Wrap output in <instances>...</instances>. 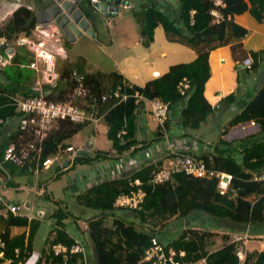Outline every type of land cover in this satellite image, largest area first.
I'll list each match as a JSON object with an SVG mask.
<instances>
[{
  "label": "trees",
  "instance_id": "1",
  "mask_svg": "<svg viewBox=\"0 0 264 264\" xmlns=\"http://www.w3.org/2000/svg\"><path fill=\"white\" fill-rule=\"evenodd\" d=\"M225 2L224 12L226 14L237 15L249 11L252 16L261 21L264 0H225ZM210 6V0H180L175 19H171L170 15L149 6L142 16L144 19L141 31V36H144L142 43L148 45L152 39L151 31L158 24L166 32H175L174 24L177 19L184 25V29L191 40L201 36H212L220 41L227 40L226 37L228 39H240L247 33L245 28L232 20L217 26L211 25L208 15ZM191 9L196 11L192 24L189 20ZM134 15L137 17V13H134ZM37 24L38 20L33 10L27 7H19L12 13L9 20L0 27L1 59L3 54L7 55L8 50L14 52L9 60L10 62L0 66L2 78V81H0V117L24 118V115L15 112L10 98H13V96L29 97L35 95L33 82L37 79L36 72L29 66L30 62L34 60V54L27 52L29 49L25 48L26 44L23 41L35 37L34 32ZM228 25H230L229 30H227ZM224 36L226 37L224 38ZM20 40H23L21 41L23 43L19 42ZM16 44L17 47H15ZM6 58H3V60ZM58 58L67 59V54ZM208 60L207 53L200 54L190 62L170 66L166 73L146 82L141 87L132 85L131 88L129 87L130 84L118 72H111L108 76H105L99 71L85 73L77 68L72 69L85 76L84 83L91 88L92 93L95 95L117 86H121L122 92L133 95L120 102L116 99H109L107 102L101 103L99 112L100 117H102L101 122H104L107 127L106 136L111 142L116 155L120 156L124 151L137 146L140 141L135 136L137 132L135 113L141 109L143 101L135 102V91H138L147 99L160 98L173 104H181L176 119L186 134L192 133L202 122L206 121L207 115L211 111V106L203 95L205 83L210 77ZM5 67H13L15 73L10 74ZM72 69L63 67L59 73V79L66 81L63 88L56 86L51 89L49 85L44 84L45 91L49 92L51 90L49 92L51 98L62 99L67 90L74 88V80L70 77ZM183 77L188 78L191 82L187 97L180 96L176 88L177 83ZM19 93L20 95H18ZM225 99L232 100V94L226 96ZM248 120L258 121L260 131L264 133V85L251 97L246 107L235 115L231 123L237 125ZM83 125L86 124L62 123L58 129L56 128L51 132L47 146L40 154L39 171L44 167L41 162L45 158L53 157L58 152L57 145L61 144V147L66 148L63 143L64 140L77 134ZM17 129L15 135H12L0 145V163L3 167L4 165L6 167L11 165L3 161V154L7 145L16 141V138L17 141L28 139L26 134L23 135L20 131V124ZM123 130L125 131L122 132ZM168 131L169 123L167 122L163 128L157 127L153 132V139L163 137ZM20 134L23 135L24 140L19 137ZM143 143L142 146L136 149L144 150L151 143V140ZM232 153L233 151L229 149L228 143L219 139L218 144L212 151L202 155L206 160L211 159V165L214 168L232 174V187L235 196L232 192H229L228 195H221L216 188L215 180L192 178L180 173L172 176V180L168 182L152 184L149 182V178L151 171L155 168L148 164L137 171H131L127 174L128 176L112 179L99 178L84 191H79L73 195L75 204L96 211V214L92 217L85 219L86 233L96 263L138 264L143 257L144 250L151 245V238L157 237L163 230L159 228L160 231H157L151 228L150 231L146 232L142 228H140L141 230L137 229V224L134 222H128L121 215H117L119 209L113 206L114 199L119 194L126 193L129 190L128 182L134 178H139L142 181V188L146 195L139 210H128V212H131L133 217L137 218L141 227L147 224L149 220L165 222L170 218L172 219V217L185 220L192 214H205L209 218L218 221L221 226L223 225L222 227L234 230V233L239 234H248L252 228L264 227V181L256 182L252 180L253 174L264 173V139L262 141H252L243 146L240 150V161ZM113 156L115 154L109 155L108 152L100 150L96 151L93 156L76 155L73 157L71 165H69L70 161L68 160V165L63 167L67 169L68 166L75 167L76 164L91 166L96 161L106 160ZM35 166L32 168H35ZM24 167L17 168L26 170L27 168ZM59 175L60 172L55 177L58 178ZM51 202L56 207L50 214L49 238L46 237L42 243L43 246L40 249L42 258L39 264L40 262L45 264H78L82 260V254L70 255L64 258L62 255H55L51 245L54 243L67 245L74 243L76 240L70 231V227L76 226L81 216L73 214L67 205L62 204V201L54 200ZM107 219H111L110 225H108ZM0 222L3 225L0 235L6 243V256H13V249L18 247L20 254L17 259L24 261L34 251V243L38 234L41 233L40 229L43 222L37 218L28 219L26 216L13 215L10 212H7L5 218L0 217ZM12 227L28 230L27 232L23 230L11 236L10 229ZM208 235H210L209 232L190 229L188 224L185 228L180 227L179 233L170 240L168 245L176 250H185L184 260H197L200 257H206L208 264H264V250L247 253L244 259L240 261L237 254L238 250L241 251L239 242L229 241L216 250H206V237Z\"/></svg>",
  "mask_w": 264,
  "mask_h": 264
},
{
  "label": "crops",
  "instance_id": "2",
  "mask_svg": "<svg viewBox=\"0 0 264 264\" xmlns=\"http://www.w3.org/2000/svg\"><path fill=\"white\" fill-rule=\"evenodd\" d=\"M34 1L36 0H0V27H2L9 20L12 13L19 7H27L28 9L33 10L37 17V13L45 9H40V5L37 6ZM124 1H126L130 7L134 6L135 4H139L140 7H143L144 11L148 9L149 6L157 7V9L170 15L171 19H175L177 17L176 11L180 4V0ZM175 1L179 3L176 5V8L175 5H172V3H176ZM55 5L59 6L57 1L55 2ZM50 20L54 19L52 18ZM118 20L119 19L116 21ZM232 21L247 30V33L242 38L228 39V37L224 36V38L226 37L227 40L220 41L216 38H213L212 36H201L200 38L191 40L190 37H188L187 31L184 29V25L181 23V21H179V19H177L174 25V28L176 29L175 32H166L163 27L158 24L152 29V39L148 46L142 45L141 47L140 45L144 36H141V33L139 34L138 32L133 35L130 32L132 22L128 20L126 21L127 25L125 28H128V25L130 24L129 33L125 31L126 29H124V31H122L123 34H120L119 36L122 37L124 41H128L127 43H129L126 53L128 54L127 58H131L128 60V62L133 64L131 66L133 67V70L131 71L130 69H121V71L118 73H120L124 80L131 86L135 85L141 87L146 82L166 73L169 67L172 65L187 63L194 60L200 54H208L210 77L205 83L203 95L206 101L210 104L211 111L207 115L206 121L202 122L198 126V128L203 127V131L199 134L195 133L194 131H192L190 134H186L176 119L179 115L181 104H175L170 109L167 119V122L170 124L168 133L163 137H157V139H153V132L158 126L152 120L150 109H148L147 113L146 105L143 104L141 109L135 113V122L137 124V132L135 136L140 140L137 146L131 147L129 150L124 151L120 156L116 155L115 151L112 149V152H110L111 154H115V156L106 160H102L103 162H107L104 166L96 167L88 165L90 168L78 171L77 174L74 177L68 179L64 185L62 182L55 185V182L49 183L48 181H38L35 186H31L29 188L30 190H35V193H33L39 197L41 204L35 202L29 205L27 203L30 209L26 211V213H28V215L31 217H26L28 219L37 218L43 222L42 228L40 229L41 233L42 230L47 232L50 230V214L54 206L53 202L51 201H62V204L67 205L71 212L72 210L69 206L73 207V205L75 208L81 210V206L75 204V198L73 195L76 193H74V191L77 188H79L80 191H84L99 178L112 179L114 177L128 176L126 174L128 169L129 171L130 169H132L131 171H137L141 169L142 166H146V164L152 166V168H155L161 164L162 161L172 152L189 153L195 156H198L197 154L199 153L201 156H203V153L208 151L210 152L214 149V147L218 144L219 139H222L224 142L228 143L229 149L232 151L241 150L247 142L250 143L256 140L262 141L264 139V133L261 131L256 133L239 131L237 129V125H232L231 123V120L235 117V115L239 114L240 111L246 107L247 102L251 99V97L259 90V88L262 87V85H264V23L252 16L249 11H246L242 14L233 15ZM106 25L110 28L113 27L111 22L106 23ZM160 27L164 33V42L174 45L176 48L168 49L161 47L156 49L154 47V44L156 43L155 33H162L161 31L157 30ZM95 29L99 35L97 27H95ZM227 30L229 29L227 28ZM118 31L119 28L116 25L114 29V38L118 35ZM83 37L85 36L83 35ZM114 38H110L111 43L118 42L117 39ZM248 55H253L254 58V65L251 70H246L245 67L241 66V63ZM221 58H223V60H220ZM57 65L59 69L62 67L75 68L72 66L68 55L67 59L58 58ZM0 81H2L1 75ZM231 94L233 99L226 100L225 97ZM211 116L212 119H216L215 125L218 127V133H216L218 137H216V139L215 133L212 132V125L209 122L211 120ZM19 124L20 119L9 117L4 124L0 125V145L3 141L8 140L9 137L17 133V127ZM212 134L216 140L215 143L214 141H210L212 140ZM15 140H17V138ZM141 140H144L145 142L151 140V143L144 150H137V147H140L144 144V141L141 142ZM63 143L66 146H74L71 143H65V141ZM136 162L139 163L136 165ZM71 168L73 167L68 166L67 169L64 168L61 172H66ZM19 171H32L34 173L41 172V170L39 171L35 168H27L26 170L19 169ZM0 172V188H3V190L0 192V217L5 218L8 212L7 204L15 203L8 201V188L5 187L6 185L10 184L9 175L12 176V171L8 168V166L6 167L4 165L3 170H0ZM54 178L58 179L56 177ZM44 189L45 191L41 195H38V192H41ZM46 195L48 199L46 198ZM117 215H121L123 218H126L127 216H133L131 212H128V210L119 212ZM79 218L80 219H78L76 223L77 225L75 227H70V231L75 239H80L82 242H84V240L79 237V232L77 231L81 230L79 225L80 222H84L83 230H86V220L82 217ZM186 223L183 222V228H185L184 226H186ZM78 226L79 230L76 229ZM191 228L197 229L199 231V227L197 226ZM156 229L157 231H160L158 227H156ZM2 230L3 225L0 222V232ZM23 230L27 232L28 229L12 227L10 229V235L13 236L22 232ZM175 230V226L170 230L164 228L157 238L162 241L167 240V238L171 240L172 238H169L168 231L172 234L175 232ZM248 234V239L239 242L240 249L244 255L250 252L263 251L264 227L252 228ZM85 246L87 245L85 244ZM33 250L36 252V250L39 249L34 247ZM37 253L39 254L42 252L39 250ZM87 253L88 249L85 252L86 260H88Z\"/></svg>",
  "mask_w": 264,
  "mask_h": 264
},
{
  "label": "built area",
  "instance_id": "3",
  "mask_svg": "<svg viewBox=\"0 0 264 264\" xmlns=\"http://www.w3.org/2000/svg\"><path fill=\"white\" fill-rule=\"evenodd\" d=\"M64 2L65 0L58 1L60 11L55 16L59 17L60 21L66 19L67 22V18H71V14L68 12L70 10L69 7L66 8L62 6ZM69 2H71L74 7L79 5V0H70ZM122 3L124 9L130 7L128 3ZM210 3L211 6L208 10V15L210 17L211 25L217 26L233 20V15L224 12V8L226 7L225 0H210ZM116 12L117 11H112L111 15L116 14ZM195 13L196 11L193 9L189 11L190 24L194 21L193 17ZM80 21H82L81 17L79 18V22ZM261 22L264 23V9L261 10ZM69 23L71 24L72 22L70 21ZM108 23H110V21ZM41 24L38 23L35 28V37L23 42L34 52V60L30 62V68L38 72L40 71L39 64L42 62L47 71L46 73L44 72L42 77H38L35 80V95L29 97L13 96V98H10L15 112L25 116L20 119V131L23 135L26 134L28 139L26 141L16 140L8 144L3 154L4 162L16 167L26 166L24 168L29 169L36 165L35 169L37 170H39L38 161L40 160V154L47 146V141L50 138L51 132L56 128L58 129L62 123L89 125L101 122L102 117L99 115L101 103L107 102L109 99H116L120 102L126 100L129 96H133L126 92H122L121 86L110 88L109 90H105L106 92L103 91L99 95H95L92 93L91 88L84 83L85 76L78 73V71L73 70L70 77L74 80V88L67 90L62 99L51 98L49 96L51 90L49 92L45 91L43 86L44 84H47L51 89L57 86L55 80L59 77V74L56 69V60L58 57H64L66 51L63 47L58 45H55L54 49L51 51H47L44 48L45 41L42 39L43 36L46 37V42L55 41L62 38L63 33L62 27H60L54 20H49L48 23ZM65 24L63 27L67 26ZM77 32H79L78 29ZM84 33L85 32L82 31L79 36H75V39L83 37ZM7 52H11V50H8ZM220 60H223V58ZM8 62L9 61H5V64ZM253 63V56L248 55L241 63V66L245 67L246 70H251ZM2 64L4 65V62L0 57V65ZM129 87L131 88V85H129ZM190 88L191 82L186 77H183L177 84V90L181 96H185ZM134 97L139 99L141 95L138 91H135ZM149 102L151 105L152 119L158 125L163 127L168 113L170 112V103L160 99H152ZM8 118L9 117H0V125L4 124ZM237 129L243 132L256 133L260 131V124L256 120H249L248 122L237 124ZM124 131L125 130L122 132ZM23 135L20 134L19 137L23 139ZM62 148L61 144L57 145L58 151ZM65 149L68 153L74 152V156L78 155V152H75L74 146L69 145L66 146ZM82 150L85 149L82 148ZM197 155L198 156L183 152H172L162 161L161 164L151 171L149 182L152 184L165 183L172 180V176L180 173L192 178L215 180L216 188L221 195H228L229 192H232L233 196H235L236 194L232 187V174L214 168L211 165L210 158V160H206L201 154L198 153ZM232 155L238 159V161L241 160L240 150L233 151ZM54 161L55 159L51 157L45 158L41 163L44 167H48ZM69 165H71V162ZM0 169L3 170L2 163H0ZM252 180L256 182L264 181V173L259 175L253 174ZM128 185L129 190L126 193L119 194L115 197L113 206L116 209L137 211L144 202L146 195L142 188V181L139 178H134L129 180ZM44 191L45 189L41 192L39 191L38 195H41ZM33 192L35 193V190ZM29 209V206L25 203L15 202L7 204L8 212L13 215L27 216L30 218L31 216L26 213ZM246 239H248L247 233H234L232 240L233 242H241ZM75 240L76 241L70 245L54 243L51 245V249L55 255H62L64 258L70 255L82 254V260L78 264H87L85 258L86 246H84L80 239ZM169 242L170 239L168 238L167 240L162 241L157 237H152L151 245L144 250L143 257L138 264H208L206 257H200L197 260L192 261H185L184 258L186 256V251L182 249H174L168 245ZM5 251L6 243L0 235V264H37L42 258L40 253L36 254L33 251V253L23 261L17 259L20 254L18 247L13 249V256L11 257H7ZM237 254L240 261H242L245 256L244 253L238 250Z\"/></svg>",
  "mask_w": 264,
  "mask_h": 264
},
{
  "label": "rangeland",
  "instance_id": "4",
  "mask_svg": "<svg viewBox=\"0 0 264 264\" xmlns=\"http://www.w3.org/2000/svg\"><path fill=\"white\" fill-rule=\"evenodd\" d=\"M80 1L81 3L78 5V7L81 10V12L84 14V16L87 18V20L92 24L94 28V32H95V38L93 39L88 36H85L83 38H80L77 41H69L66 37L63 36L59 40L46 42L45 40L46 37L43 36L42 39L45 41L44 48L47 51H51L52 49H54L55 45L61 46L63 47V49L65 48L72 66H74L77 69L82 70L85 73H94V72L99 71V72H102L105 76H108L111 72H119L121 71V69H124V70L130 69L132 71L133 67L131 66L133 64L131 62H128V60H130L131 58H127L128 54L126 53V49L128 48L129 43H127L128 41L127 42L124 41V39L120 37L119 35L123 34L122 31H124V29H126L125 31L129 33L130 24L128 25V28H125L127 25V22H126L127 20L132 22L130 32L133 35H135L136 32H138L139 34L141 33L142 26H143L142 16L144 14L143 7H140L139 4H135L134 6H131L129 9H123L122 3H119L118 13L110 16V21L113 25V27L110 28L106 25V23L108 22L103 12L95 10L91 2H89L88 0H80ZM34 2L37 6L40 5L39 6L40 9L41 8L46 9V8L55 6L56 1L55 0H36ZM179 3L178 2L172 3V5H175V8H176V5ZM134 13H137V17L134 15ZM117 19L119 20L116 21ZM116 25L118 26L119 31H118V35L114 38V29ZM95 27H97L99 35ZM228 27H229L228 29H230V25H228ZM157 30L161 31L162 33H157V32L155 33L156 43L154 44V47L156 49L161 48V47L168 48V49L176 48V46L167 44L164 42L165 41L163 37L164 33L161 27L158 28ZM151 36H152V31H151ZM110 38L117 39L118 42L111 43ZM20 41H23V40H20ZM142 45L148 46V45H144L143 43H141L140 47ZM15 47H17V44L15 45ZM25 48L29 49V46L26 45ZM27 52L32 55L34 54V52L30 49ZM13 53L14 52L11 51V52H8L7 55L3 54L4 57L2 56V59L7 57L6 58L7 60H3L4 64H5V61H9ZM1 66H3V64ZM39 66H40V71L38 72L35 71L36 78L42 77L44 72L46 73L47 71L42 62H40ZM62 68L59 69L57 65V60H56V69H57L58 74L61 72ZM5 69L10 74L15 73L13 67H5ZM55 82H57V86L60 88H63L66 84V81L63 79H59V77L55 80ZM33 83L35 85V82ZM18 95H20V93ZM151 100L152 99H147V98H144L143 96L139 98V101H143V104L146 105L147 113H148V109H150L149 101ZM215 120L216 119H212V116H211V120L209 122L212 125L211 127L213 130L212 132L215 133V139H216V137H218V135L216 134L218 133L217 132L218 127L215 125V122H216ZM202 128L195 129L194 132L197 134L202 133L203 131ZM106 130H107V127L104 124V122H97L94 124L83 125L82 129L77 134L73 136H69L64 141L65 143L73 144L75 148V152H80L82 148H84L85 150L89 151L88 155L90 156H93V154L99 150L106 151L110 155L113 147H112L111 142L108 140L106 136ZM211 139L212 140L210 141L211 142L214 141L215 143L216 140L214 139L213 134L211 136ZM74 154H75L74 152L68 153L65 147H63L52 157L53 159H55V161L51 163L48 167H43L41 169V172H35V173L32 171L20 172L19 168L13 167L11 165H10L11 167L8 166V168L12 171V176L9 175L10 184L5 186L8 188V191H7L8 201L9 202H20V203H25V204L28 203L29 205L35 202L41 204V200L39 199V197L33 193L34 190L29 189L31 186H35L38 181L39 182L48 181L49 183L55 182V185L62 182L64 185L66 184L67 180L70 179L71 177H74L78 171H82L84 169L90 168L88 165L76 164L75 167L71 168L70 170L66 172L64 171L61 172L64 168L63 163L65 161L69 160L73 162L72 158ZM137 155H141V154H137ZM80 156H83V155H80ZM99 161H96L95 164L91 166H96V167L104 166L107 163L101 160ZM138 163L139 162H136L135 164L137 165ZM131 170L132 169H130V171ZM130 171L128 169L126 174H129ZM58 172H60V175L58 179H55L54 177L56 176ZM2 190L3 188H0V192ZM79 191L80 189L77 188L74 191V193H78ZM55 207L56 205L53 206V209ZM69 207H71L70 209L72 210L73 214L80 215L84 219L90 218L91 216L96 214V211L87 209L82 206H81L82 208L81 210H79L78 208H75L74 205L73 207L72 206H69ZM122 211L123 210L119 209L117 210V213L122 212ZM124 219L128 222H131V221L134 222L135 224H137L136 226L137 229L142 228L146 232L150 231L149 230L150 228L157 230L156 227H158L161 229L167 228L168 230H170L175 226L176 230L174 233L171 234L168 231L169 238L175 237L179 233L178 230L182 226L183 222L186 221L187 223H189V227L197 226L200 228V232L203 231V232L210 233V235L206 237L207 239L206 250L208 251L216 250L222 245H224L225 243L229 241H233L232 240L233 234L235 232L234 230H230L228 228L222 227L223 225L221 226V224H219L218 221H216L215 219L209 218L205 214H198V215L192 214L190 215L189 218L185 220L178 219V217H172V219L170 218L168 221H165V222L161 220H149L147 224H145L142 227L140 226V223L138 224L137 218L133 216H127ZM107 222H109L108 225H110L111 219H107ZM79 225H80L81 230L77 232H79V237L84 240V242L82 241L81 242L84 244V246L86 244L87 245L86 249H88L87 263L97 264L95 261L94 253L91 248V244L88 239L86 230L85 231L83 230L84 222H80ZM226 226H230V225H226ZM78 230H79V226H78ZM48 235L49 233L47 231L42 230V233H40V235L38 234V237H36V240L34 243L35 248L40 250L41 247L43 246L42 243L44 239L46 237L49 238ZM39 250H36L35 253L38 254L37 252H39ZM185 261H192V260H185ZM37 264H39V262ZM40 264H45V263L40 262Z\"/></svg>",
  "mask_w": 264,
  "mask_h": 264
},
{
  "label": "water",
  "instance_id": "5",
  "mask_svg": "<svg viewBox=\"0 0 264 264\" xmlns=\"http://www.w3.org/2000/svg\"><path fill=\"white\" fill-rule=\"evenodd\" d=\"M55 1L58 2L59 0H55ZM69 1L70 0H65V2L62 5L63 7L70 8L68 12L71 14V18H67V22L66 19L60 21V18L55 16L60 11L59 9L60 7L58 5L39 11L37 13L38 22L48 23V21L53 18L54 21L58 23L60 27H62L63 36L66 37L69 41H74L75 36H79L82 31L86 32L87 34L86 36L94 39L95 32L94 29L90 26L89 21L85 16H83V13L78 8V6L74 7V5H72V3ZM90 1L92 6L95 8V10L103 12L104 16H107V14L111 15L112 11H117V4H119L120 2V0H90ZM80 3L81 1L79 0V4ZM80 17L82 18V21L79 22ZM68 21L69 22L71 21L72 23L70 24ZM64 24L68 26L63 27ZM77 29L79 32H77ZM87 153H88L87 151L81 150L80 152H78V155L85 156L87 155ZM67 163L68 161L64 162L63 166H66Z\"/></svg>",
  "mask_w": 264,
  "mask_h": 264
},
{
  "label": "clouds",
  "instance_id": "6",
  "mask_svg": "<svg viewBox=\"0 0 264 264\" xmlns=\"http://www.w3.org/2000/svg\"><path fill=\"white\" fill-rule=\"evenodd\" d=\"M122 2H126V1H124V0H120V2L119 3H122ZM127 3V2H126ZM123 4V3H122ZM123 7V6H122ZM79 8V7H78ZM118 4H117V12H116V14L118 13ZM124 9V8H123ZM129 9V8H128ZM84 15V14H83ZM114 15V14H113ZM110 16H112V15H109V14H107V16H106V18H108V19H110ZM108 22V21H107ZM111 22V21H110ZM90 23V22H89ZM90 26H91V24H90ZM92 27V26H91ZM81 38H83V37H81ZM80 39V38H79ZM178 84V83H177ZM176 88H177V85H176ZM177 92H178V90H177ZM179 93V92H178ZM140 94V93H139ZM141 95V94H140ZM180 95V94H179ZM142 96V95H141ZM181 96V95H180ZM188 96V94L186 93V95L185 96H182V97H187ZM135 99H136V103H138L139 102V99L138 98H136V97H134ZM154 99H160V98H154ZM160 100H162V99H160ZM162 101H164V100H162ZM165 102H168V101H165ZM170 103V105H171V108L175 105V104H173V103H171V102H169ZM170 108V109H171ZM150 112H151V105H150ZM168 115H169V113H168ZM167 119H168V116H167ZM167 119H166V121L164 122V124L165 123H167ZM153 120V119H152ZM154 121V120H153ZM155 122V121H154ZM156 123V122H155ZM156 125L158 126V127H162V126H160V125H158L157 123H156ZM170 125V124H169ZM163 128V127H162ZM88 264V263H87Z\"/></svg>",
  "mask_w": 264,
  "mask_h": 264
},
{
  "label": "flooded vegetation",
  "instance_id": "7",
  "mask_svg": "<svg viewBox=\"0 0 264 264\" xmlns=\"http://www.w3.org/2000/svg\"><path fill=\"white\" fill-rule=\"evenodd\" d=\"M68 26V25H67ZM87 34H86V32L84 33V36H86ZM77 40H79V38H76L74 41H77Z\"/></svg>",
  "mask_w": 264,
  "mask_h": 264
}]
</instances>
